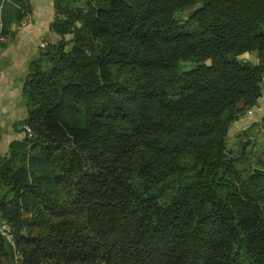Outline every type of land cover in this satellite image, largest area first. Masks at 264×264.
<instances>
[{
  "label": "trees",
  "instance_id": "1",
  "mask_svg": "<svg viewBox=\"0 0 264 264\" xmlns=\"http://www.w3.org/2000/svg\"><path fill=\"white\" fill-rule=\"evenodd\" d=\"M80 1H59L0 154V264H264L254 139L228 146L262 95L264 0ZM23 3L0 0L9 36Z\"/></svg>",
  "mask_w": 264,
  "mask_h": 264
},
{
  "label": "crops",
  "instance_id": "2",
  "mask_svg": "<svg viewBox=\"0 0 264 264\" xmlns=\"http://www.w3.org/2000/svg\"><path fill=\"white\" fill-rule=\"evenodd\" d=\"M17 7L23 14L20 21L12 20L10 37L0 54V154L9 150L13 140L21 139L22 122L29 108L25 95V84L32 63L44 51V46L57 43L61 37L52 24L59 14L61 0H21ZM70 37L67 36V39ZM71 46V44L69 45ZM254 126L256 127L255 129ZM253 129L255 136L250 130ZM247 136L264 145V85L257 104L232 121L228 130L232 150L244 143ZM256 137V138H255ZM259 166V165H258Z\"/></svg>",
  "mask_w": 264,
  "mask_h": 264
},
{
  "label": "rangeland",
  "instance_id": "3",
  "mask_svg": "<svg viewBox=\"0 0 264 264\" xmlns=\"http://www.w3.org/2000/svg\"><path fill=\"white\" fill-rule=\"evenodd\" d=\"M79 7H82L83 8V6L84 5H86V2H85V0H82V1H80L79 2ZM185 15H187V12L185 13ZM180 17H182V16H180ZM249 133H251L253 136H255L256 134H255V132H254V130L253 129H251L250 130V132ZM248 138L249 139H251V137H249V136H247V138L245 139V141H244V143H246L247 141H248ZM256 138V137H255ZM232 140L233 139H231V138H229L228 139V146L231 148V149H233L234 147H236L235 145L233 146V143H232ZM251 140H253V139H251ZM246 150L247 151H251V156H250V159H246L244 162H240L239 163V166L241 167V168H250L251 167V165L253 166V167H259V166H263V163H264V145L263 144H258V142H257V139H254V141L252 142H249V145L247 146V148H246ZM252 152H253V154H255V155H253L252 154ZM261 160V161H260ZM260 161V162H259ZM262 163V164H261ZM259 165V166H258ZM5 227V232H6V235H4L5 237L6 236H9L10 237V242H11V244L13 245L14 244V242H13V237H12V233H11V228H10V226L8 225V224H1V231L3 232L4 231V227ZM7 239V238H6ZM14 257H15V255H14ZM15 260H19V255H18V253H16V259Z\"/></svg>",
  "mask_w": 264,
  "mask_h": 264
},
{
  "label": "built area",
  "instance_id": "4",
  "mask_svg": "<svg viewBox=\"0 0 264 264\" xmlns=\"http://www.w3.org/2000/svg\"><path fill=\"white\" fill-rule=\"evenodd\" d=\"M9 34L6 32L5 30V27H4V23L2 21V18H1V15H0V54H1V51L2 49L4 48V46L8 43L9 41ZM44 47L45 44H43ZM24 129H25V132L28 134V136H32V131L30 129L29 126L27 125H24ZM4 227V226H3ZM5 227H4V231L2 232L4 235H6V232H5ZM6 238L8 240H10V237L9 236H6Z\"/></svg>",
  "mask_w": 264,
  "mask_h": 264
},
{
  "label": "water",
  "instance_id": "5",
  "mask_svg": "<svg viewBox=\"0 0 264 264\" xmlns=\"http://www.w3.org/2000/svg\"><path fill=\"white\" fill-rule=\"evenodd\" d=\"M77 10L82 11L83 8L82 7H77ZM250 58V53L249 52H245L237 57H234L233 60H237V59H249ZM207 64L211 65V60L208 59L207 60ZM232 159V158H231ZM253 171L254 173H264V169H261L259 167H253Z\"/></svg>",
  "mask_w": 264,
  "mask_h": 264
}]
</instances>
